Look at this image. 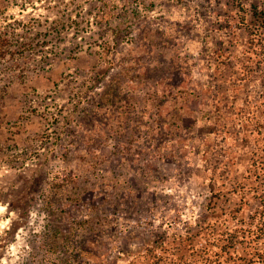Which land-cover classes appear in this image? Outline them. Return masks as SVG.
Returning a JSON list of instances; mask_svg holds the SVG:
<instances>
[{"label":"rangeland","instance_id":"1","mask_svg":"<svg viewBox=\"0 0 264 264\" xmlns=\"http://www.w3.org/2000/svg\"><path fill=\"white\" fill-rule=\"evenodd\" d=\"M259 18L0 0V264H264L243 235L264 229Z\"/></svg>","mask_w":264,"mask_h":264},{"label":"trees","instance_id":"2","mask_svg":"<svg viewBox=\"0 0 264 264\" xmlns=\"http://www.w3.org/2000/svg\"><path fill=\"white\" fill-rule=\"evenodd\" d=\"M260 20H261V24H263L264 23V18H259ZM261 31H264V29L262 28V30ZM262 32H260L259 33V35H261L262 36V34H261ZM259 35H258V37H259ZM8 45V39H7V37H6V35L2 32V31H0V56H4L5 55V50H3L6 46ZM245 67V66H244ZM258 222H257V224H263V221L261 222V220H260V216H259V218H258V220H257ZM253 225V224H252ZM263 227V225H261V226H255V228H254V230H248L246 233H244L243 235L245 236V235H247V236H249V240H248V245L250 246V249H251V251H253V253L254 254H256V255H262V253H261V251H263L264 252V250L262 249L261 250V248H258V247H256L257 245H255V246H253V244H252V242H254L256 239H258L257 241H260V240H264V229L262 228ZM244 239H246V238H244ZM256 241V242H257ZM242 243H244L243 241H241ZM240 242V243H241ZM238 243V242H237ZM237 243H235L236 244V246H235V248H234V250H230V252H228V253H234V251L236 252L237 251V249H238V244ZM225 247V246H224ZM225 248H227V249H230V248H232V247H225ZM225 248H224V250H225ZM224 252V251H223ZM221 250H219V251H217V252H213V251H211V253H212V257H215V258H217V259H219L218 261H220V258L223 256V254H225L226 252H224L223 253ZM222 253V254H221ZM257 253H259V254H257Z\"/></svg>","mask_w":264,"mask_h":264}]
</instances>
